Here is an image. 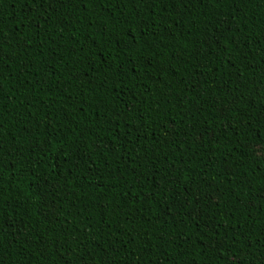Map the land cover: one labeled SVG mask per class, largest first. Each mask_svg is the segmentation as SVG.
<instances>
[{
  "label": "trees",
  "instance_id": "obj_1",
  "mask_svg": "<svg viewBox=\"0 0 264 264\" xmlns=\"http://www.w3.org/2000/svg\"><path fill=\"white\" fill-rule=\"evenodd\" d=\"M264 0H0V264H264Z\"/></svg>",
  "mask_w": 264,
  "mask_h": 264
},
{
  "label": "snow or ice",
  "instance_id": "obj_2",
  "mask_svg": "<svg viewBox=\"0 0 264 264\" xmlns=\"http://www.w3.org/2000/svg\"><path fill=\"white\" fill-rule=\"evenodd\" d=\"M259 155L262 159H264V145H261L260 146V149H259Z\"/></svg>",
  "mask_w": 264,
  "mask_h": 264
}]
</instances>
